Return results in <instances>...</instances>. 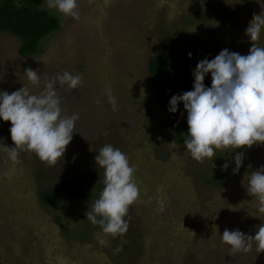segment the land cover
Returning a JSON list of instances; mask_svg holds the SVG:
<instances>
[{"label":"rangeland","instance_id":"374dc122","mask_svg":"<svg viewBox=\"0 0 264 264\" xmlns=\"http://www.w3.org/2000/svg\"><path fill=\"white\" fill-rule=\"evenodd\" d=\"M77 3L79 19L42 0L65 27L43 40L39 58L20 56L21 41L0 33V91L26 85L39 94L45 76L52 80L64 71L82 76L77 89L57 83L62 115L80 118L56 165L27 151L12 161L0 148V264H264L255 242L251 252L235 254L221 242L225 229L254 235L264 223L246 190L247 174L264 167V145L216 150L202 163L193 160L184 145H171L170 122L149 74L150 59L168 50L247 55L246 29L254 14L264 12V0ZM257 43L264 47V30ZM28 68L41 75L39 85L28 82ZM10 127L0 119V144L15 147ZM105 144L129 157L141 193L125 218L127 233L115 238L100 235L102 229L85 215L103 188L95 157ZM237 153L244 158L234 174ZM72 175L81 176L88 196H62L57 205L45 206L40 192Z\"/></svg>","mask_w":264,"mask_h":264},{"label":"clouds","instance_id":"9594fccd","mask_svg":"<svg viewBox=\"0 0 264 264\" xmlns=\"http://www.w3.org/2000/svg\"><path fill=\"white\" fill-rule=\"evenodd\" d=\"M47 7L64 16L79 19L77 0H47ZM264 30V12L253 16L246 29L251 47L247 55L222 50L214 59L198 62L193 75V90L174 95L169 111L176 113L182 102L187 112L188 132L184 140L187 153L193 160L203 162L215 157L216 150L250 149L264 145V47L258 45ZM191 56V54H189ZM211 74V87L205 86V77ZM28 82L41 83V75L32 68L25 70ZM67 85L77 89L82 76L68 71L49 80L39 94H32L24 85L11 93L0 91V119L11 122L9 129L15 147L0 144L12 161H17L20 151L34 153L48 166H54L65 156L73 139L78 114L62 115L61 100L56 90ZM113 110L117 101L108 90ZM175 147V141L171 143ZM243 153L235 155L234 174L243 163ZM95 163L103 169V188L99 198L86 212L87 221L102 229V236L124 235L129 229L125 219L130 207L140 198V188L135 180L136 168L119 148L105 144L98 150ZM228 163L223 168L227 170ZM246 187L257 215H264V167L252 171ZM105 243L103 239L100 241ZM221 242L230 246L232 254L251 252L253 242L258 253H264V223L254 235L240 230L225 229Z\"/></svg>","mask_w":264,"mask_h":264},{"label":"trees","instance_id":"16d2710c","mask_svg":"<svg viewBox=\"0 0 264 264\" xmlns=\"http://www.w3.org/2000/svg\"><path fill=\"white\" fill-rule=\"evenodd\" d=\"M64 27L60 17L42 7V0H0V33L15 36L21 41L20 56L41 57L45 52L43 40ZM214 58L208 52L168 50L150 59L152 92L167 115L174 140L179 145H184L188 132L187 112L181 102L178 111L171 113L170 100L174 95L193 90V72L198 62ZM204 83L211 86L212 80L205 79ZM39 196L45 206H55L62 196L79 200L86 198L88 189L83 186L80 175H72L59 181L52 189L40 192Z\"/></svg>","mask_w":264,"mask_h":264}]
</instances>
